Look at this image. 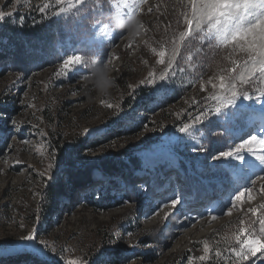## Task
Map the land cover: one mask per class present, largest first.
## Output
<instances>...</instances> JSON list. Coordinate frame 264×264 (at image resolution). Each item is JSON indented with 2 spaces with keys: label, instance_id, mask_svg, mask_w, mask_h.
<instances>
[{
  "label": "rangeland",
  "instance_id": "1",
  "mask_svg": "<svg viewBox=\"0 0 264 264\" xmlns=\"http://www.w3.org/2000/svg\"><path fill=\"white\" fill-rule=\"evenodd\" d=\"M43 2L31 0L21 6L15 0H0V9L14 11L13 17L0 22V28L21 25V16L24 21L53 17L63 31L53 62L25 74L10 70L7 64L0 75V264H24L26 257L15 250L31 232L56 249L49 253V264H66L68 259L87 264H189L191 258L205 255L204 242L209 258L192 259V264H231L227 249L235 245L227 244L225 237L237 231L241 219L252 216L249 208L264 204L260 191L264 181L257 180L253 186L254 199L245 193L231 215L221 214L238 183L229 169L220 167L223 160L211 156L240 139L226 130L230 125L215 123L214 115L197 125L204 151H194L196 141L179 132L189 115L204 110L198 105L206 107L203 98L213 91L207 81L217 69L213 65L202 78L207 91L201 82H193L190 73L197 70L196 65L181 57L195 55L197 45L191 53L182 48L168 69L171 74L181 67L183 74L177 73L174 80L158 79L168 66L170 51L161 65L152 48L170 49L173 34L183 30V9L177 0H147L137 13L143 25L137 29L139 35L116 28L110 38L97 37L103 44L93 46L87 57L99 52L107 58L116 81L107 97L83 79L91 77V66L70 65L66 73L61 66L71 55H85L80 41L93 33L95 21L109 20L110 0L108 6L86 0L79 6L83 11L78 18L51 15V9L46 17L37 10ZM67 24L73 33L65 34ZM149 73L155 74L156 83L149 82ZM244 103L260 106L257 100ZM57 145L82 149L68 166L57 157ZM105 161L110 169L119 170L111 174ZM76 171L84 179L72 180L70 173ZM155 175L160 181L150 191L148 180ZM192 180H196L193 185ZM56 184L63 186L64 194L50 197L49 188ZM174 194L180 195L181 204L176 209L163 208L157 215L158 207ZM101 199H107L108 209L94 205ZM166 212L173 214L165 219ZM213 215L217 219L212 220ZM217 249L221 257L215 256ZM261 252L264 249L257 256ZM243 264L264 261L250 257Z\"/></svg>",
  "mask_w": 264,
  "mask_h": 264
},
{
  "label": "snow or ice",
  "instance_id": "2",
  "mask_svg": "<svg viewBox=\"0 0 264 264\" xmlns=\"http://www.w3.org/2000/svg\"><path fill=\"white\" fill-rule=\"evenodd\" d=\"M85 3L86 0H44L42 5H37V10L46 17L49 15L46 10L51 9V15L78 18L83 11L79 6ZM97 3L99 4L100 0H97ZM145 3L147 0H110L112 12L109 20L95 21L92 25L93 33L80 41V50L84 51L85 55L69 56L64 60L61 71L66 73L70 65L88 68L99 63L108 66V63H105L107 58L101 57L99 52L91 58L87 57V52L93 46L103 44V40L98 39V36L107 38L113 36L116 30L114 21L137 20V13L143 11L142 6ZM177 3L183 9L181 13L183 30L179 31L178 35L173 34L169 40L170 49L157 52L156 48H152V52L160 57L161 65L165 64L164 58L170 51L168 66L158 79L164 82L166 79L174 80L177 73L183 74L184 69L181 67L173 69L171 74L168 71L181 55L182 48L185 53H191L193 47L198 45L195 48V55L189 54L181 57V60L187 59L196 65L197 70H193L190 74L193 82H201L204 91H207V87L202 78L215 65L216 74L207 81L213 91L203 98L206 107L198 105V108L204 107V110L199 111L195 116L189 115L188 122L181 124L179 132L187 134L191 140L196 141L194 151H204L205 146L197 138L201 131L197 125L208 121L209 116L214 115L215 123L230 125L226 130L231 132L234 138L240 139L239 143L229 145L227 150H220L218 154L211 156L213 160H223L224 163L220 167L229 169L238 183L229 194L227 204L224 205L226 212L221 209V214L231 215L232 210L237 207V202H243L245 193L248 194L249 200L254 199L253 186L256 181H264V0H177ZM15 4L24 6L31 4V0H15ZM55 6L60 7L57 10ZM148 11L151 12L152 9L149 8ZM13 16L14 11L0 9V22ZM18 22L23 24L24 17L21 16ZM137 27L143 25L138 21ZM177 27H180L179 19ZM135 35H139V32L137 31ZM68 50L74 51L73 48ZM149 76L152 77L149 82L156 83L155 74L149 73ZM83 79L87 80L89 77L84 76ZM165 86L163 83L160 85L161 88ZM253 100L259 101L260 106L244 103ZM107 106L113 107L112 104ZM116 107L118 108L119 105ZM15 123L13 121L14 125ZM93 131L98 133L103 130ZM252 131L257 134H250ZM245 134L247 138H241ZM48 168H52L51 163ZM240 181L243 183H239ZM260 191L264 192V185L261 186ZM180 204V195L174 194L168 202L158 207L156 214L158 215L163 208L176 209ZM248 212L252 216L247 221L241 219L237 231L230 238L225 237L227 244L235 245L227 249V252L232 254L227 257L231 260V264H243L250 257H256L258 262L264 261V252L257 256V252L264 249V204H261L259 209L249 208ZM172 214L166 212L164 218L167 219ZM211 219L215 220L217 216L213 215ZM21 239L26 243L17 245L15 251L26 257L24 264H49V253L56 252L54 247L39 239L36 232H31ZM2 248L3 246L0 245V249ZM209 251L207 242H204L205 255L191 258L189 264H192V259L207 260ZM221 255V251L217 249L215 256L221 257ZM66 264H87V262L68 259Z\"/></svg>",
  "mask_w": 264,
  "mask_h": 264
},
{
  "label": "trees",
  "instance_id": "3",
  "mask_svg": "<svg viewBox=\"0 0 264 264\" xmlns=\"http://www.w3.org/2000/svg\"><path fill=\"white\" fill-rule=\"evenodd\" d=\"M100 1L104 6H108L107 0ZM67 25L66 28L68 29V32L65 34L73 33V27L71 25L69 26V24ZM62 33L63 31L60 27V22L53 17L49 20H27L19 26L0 28V67L2 68L0 69V75L5 71L7 64H10V70L25 74L33 72L53 62V60L59 55V50L56 48L57 38L60 34L62 35ZM73 146L75 147V144H73ZM74 147L67 150L66 147L57 145L54 150L61 162L71 166L74 156L82 149L81 147ZM106 164H108L107 161H105L104 167L107 168L111 174L119 170V168L116 167L115 169H110L113 167ZM78 173V171L70 173V178L72 180L75 178H83L77 175ZM125 178L128 182L132 183V178L126 176ZM159 181L160 178L156 175L152 177V179H149V190L153 191L154 182ZM195 182L196 180H192L191 184L193 185ZM49 191L50 197H59L64 194L62 185L56 184L50 187ZM109 199L110 198H108V200ZM106 200L101 199L100 201L95 202L94 205L99 206L101 209H108L104 204L107 202Z\"/></svg>",
  "mask_w": 264,
  "mask_h": 264
},
{
  "label": "clouds",
  "instance_id": "4",
  "mask_svg": "<svg viewBox=\"0 0 264 264\" xmlns=\"http://www.w3.org/2000/svg\"><path fill=\"white\" fill-rule=\"evenodd\" d=\"M115 27L118 29H128L129 35H135L137 32L138 19L135 21H114ZM89 80L93 88L101 96L107 97L110 95V90L116 87L115 78L111 75L109 66L96 64L92 67V75Z\"/></svg>",
  "mask_w": 264,
  "mask_h": 264
}]
</instances>
